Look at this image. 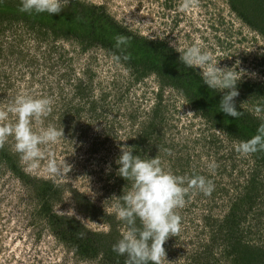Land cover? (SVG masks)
<instances>
[{
	"label": "rangeland",
	"instance_id": "374dc122",
	"mask_svg": "<svg viewBox=\"0 0 264 264\" xmlns=\"http://www.w3.org/2000/svg\"><path fill=\"white\" fill-rule=\"evenodd\" d=\"M184 2L71 0L52 16L21 13L19 0L0 3V110L21 94L49 98L51 111L33 121V130L53 126L64 133L41 145L35 167L14 151L11 137L0 146V264H105L103 255L78 257L52 232L45 212L96 233L114 226L118 240L127 225L117 218L114 196L131 187L117 175L121 146L142 159L158 156L165 171L202 175L214 185L210 195L190 189L175 210L180 229L163 245V264H264V151L243 156L236 148L264 122L258 111L264 109V0H194L186 11ZM117 35L130 38L126 49L115 47ZM143 39L163 43L176 57H162ZM194 45L220 67L239 61L237 70H245L235 102L242 112L237 129L247 137L217 126L239 118L219 112L223 93L179 62L177 51ZM121 53L134 65L119 60ZM154 65L162 66L161 75ZM49 160L58 174L48 171Z\"/></svg>",
	"mask_w": 264,
	"mask_h": 264
},
{
	"label": "clouds",
	"instance_id": "9594fccd",
	"mask_svg": "<svg viewBox=\"0 0 264 264\" xmlns=\"http://www.w3.org/2000/svg\"><path fill=\"white\" fill-rule=\"evenodd\" d=\"M70 4L71 0H19V11L30 16L45 13L52 16L59 15ZM193 6L194 0H185L181 8L186 11ZM129 43L127 36L115 37L117 49L124 50ZM177 52L179 62L186 68L197 69L208 89L223 93L218 111L239 118L242 112L235 102L239 95L237 85L246 74L245 70H237L240 62L232 67H220L212 53L198 45ZM51 104V99L46 97L17 95L7 108L0 110V146L11 137L14 151L23 161L35 167L43 158L41 145L55 144L60 137H64L63 129L53 126L41 128L39 132L33 130V121L46 117L51 111ZM10 116L14 117L11 121ZM236 148L243 156L264 151V122L259 124L255 135L240 141ZM133 153L132 147L121 146V154L115 161L119 166L117 175L130 182L131 187L128 191L123 189L122 195L114 196L117 218L127 225V230L113 244L112 251L126 257L125 264H163L166 256L163 245L180 229V217L175 210L184 206L190 189L210 195L214 185L202 175L177 176L165 171L158 156L142 159ZM47 167L52 174L60 172L55 160H49ZM208 167L211 170L215 165L210 163ZM80 235L83 236V233Z\"/></svg>",
	"mask_w": 264,
	"mask_h": 264
},
{
	"label": "trees",
	"instance_id": "16d2710c",
	"mask_svg": "<svg viewBox=\"0 0 264 264\" xmlns=\"http://www.w3.org/2000/svg\"><path fill=\"white\" fill-rule=\"evenodd\" d=\"M234 2L235 1H233L232 6L234 9H236ZM96 9L97 8L95 7L93 10ZM74 12L76 13L77 10H75ZM114 27H115V23H114ZM143 40L144 42H141L143 45H146V47H150L155 51H159V54H162V57L164 54L168 55L170 58L176 57L174 55V51L171 48H168L163 43L148 41L147 39H143ZM102 44L107 48L109 47L106 45L105 42ZM112 47L113 46H110V48ZM124 57L125 55L121 53V56H119L118 59L124 62L129 67H131V64L134 65L132 61L133 58L128 57V59H124ZM154 70L157 71L158 75L162 74L161 71L162 66L160 67L154 65ZM191 72L194 73V70L191 69ZM238 121L239 122L232 121L233 123L232 125L231 121L229 122V120H226L225 123L224 122L222 123L219 120V122H216V124L221 130H223L227 134L240 135L241 137H243L244 135V137H247L249 133L246 132L243 134L240 129H237V125H240L242 122L240 118ZM256 154L261 155L262 152H257ZM10 167L12 171L15 174H18L22 180L27 179V177H25L24 175L19 174L16 167L12 165ZM48 209H49L48 204L45 203L43 205V212L47 211ZM45 213L47 215L46 216L47 224L51 228L52 232L55 234L57 238H59L69 248H71L78 257L94 260L99 255H103L105 264L106 263L125 264L126 257L118 256L115 252L112 251L113 244H115L118 241L117 237L120 236L119 234L120 232H117L114 226H110L111 227L110 232L108 233H96L90 231L88 228H86L84 225H82L78 220L74 218L63 217L55 214L53 211L51 212L47 211ZM81 233H83V236L80 235Z\"/></svg>",
	"mask_w": 264,
	"mask_h": 264
}]
</instances>
